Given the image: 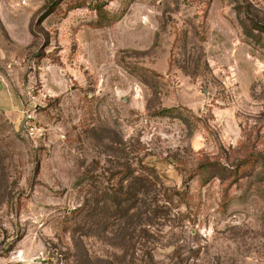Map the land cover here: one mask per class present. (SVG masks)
I'll return each instance as SVG.
<instances>
[{
  "label": "rangeland",
  "instance_id": "rangeland-1",
  "mask_svg": "<svg viewBox=\"0 0 264 264\" xmlns=\"http://www.w3.org/2000/svg\"><path fill=\"white\" fill-rule=\"evenodd\" d=\"M207 3L0 0V264H264V0Z\"/></svg>",
  "mask_w": 264,
  "mask_h": 264
},
{
  "label": "trees",
  "instance_id": "trees-1",
  "mask_svg": "<svg viewBox=\"0 0 264 264\" xmlns=\"http://www.w3.org/2000/svg\"><path fill=\"white\" fill-rule=\"evenodd\" d=\"M238 2V0H235ZM207 5L209 4V0H207ZM240 7V3H237V10ZM240 13V11H238ZM243 23V28L245 30V34L249 35V36H254V31L255 30H261L264 31V23L261 24H256L253 27H250L247 25V23H245L244 21H242ZM165 110H161L158 113H156L157 115H165L164 113ZM263 161L264 163V157L263 156H259L258 154L255 153H249L247 156H245L243 159H241L234 168L229 169V168H224V171L228 174L226 175V179L227 180H231L230 184L234 185L237 182H239V180L243 179L245 176H247L246 172V166L250 163V162H260ZM210 165H201V169H209L211 167ZM212 167H214V165L212 164ZM182 195V194H181ZM185 196V194H184ZM114 200H117L116 195L114 196Z\"/></svg>",
  "mask_w": 264,
  "mask_h": 264
}]
</instances>
